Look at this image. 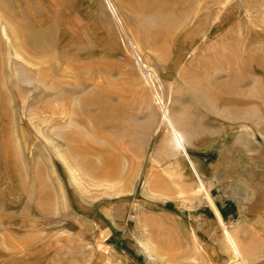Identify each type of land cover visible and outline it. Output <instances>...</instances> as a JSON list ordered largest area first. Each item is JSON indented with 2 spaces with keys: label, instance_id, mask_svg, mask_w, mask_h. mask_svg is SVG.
Listing matches in <instances>:
<instances>
[{
  "label": "rangeland",
  "instance_id": "1",
  "mask_svg": "<svg viewBox=\"0 0 264 264\" xmlns=\"http://www.w3.org/2000/svg\"><path fill=\"white\" fill-rule=\"evenodd\" d=\"M109 1L0 0V264H264V0Z\"/></svg>",
  "mask_w": 264,
  "mask_h": 264
},
{
  "label": "bare ground",
  "instance_id": "2",
  "mask_svg": "<svg viewBox=\"0 0 264 264\" xmlns=\"http://www.w3.org/2000/svg\"><path fill=\"white\" fill-rule=\"evenodd\" d=\"M110 7H112V11L116 18L118 16L116 15V10L114 5L109 1ZM182 2V1H181ZM163 27V26H162ZM155 87V86H154ZM156 90V89H155ZM164 120L168 123L169 125V132L171 135L170 141L172 142L173 147L176 150L182 151L185 149L186 143H187V134L184 130L180 129L178 125L175 123L173 119L170 118L169 113L165 112L164 113ZM70 135V134H69ZM189 159V158H187ZM206 201L210 205V207L216 212L217 215V222L224 224L223 221L219 220L220 215L218 212V209L214 207V202L211 201L210 196H206ZM223 235H225V242L227 243L229 249L231 250V253L234 254V256L237 258V263L239 264H247V259H246V251L243 247L242 240L240 239V236L236 233L235 230H231L230 228L227 229L225 225H223Z\"/></svg>",
  "mask_w": 264,
  "mask_h": 264
},
{
  "label": "trees",
  "instance_id": "3",
  "mask_svg": "<svg viewBox=\"0 0 264 264\" xmlns=\"http://www.w3.org/2000/svg\"><path fill=\"white\" fill-rule=\"evenodd\" d=\"M214 207L217 209L215 203H214ZM229 207H231V210H232V211H235V210H234V206H233L231 203H227V204L222 208V210H224V212L227 213V212L229 211ZM214 212H215V211H214ZM215 214H216V212H215ZM216 217H217V215H216Z\"/></svg>",
  "mask_w": 264,
  "mask_h": 264
}]
</instances>
